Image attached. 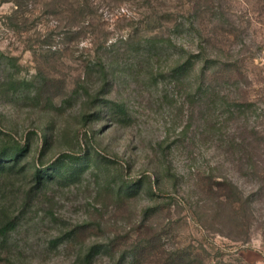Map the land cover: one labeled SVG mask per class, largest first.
Here are the masks:
<instances>
[{
	"label": "rangeland",
	"instance_id": "obj_1",
	"mask_svg": "<svg viewBox=\"0 0 264 264\" xmlns=\"http://www.w3.org/2000/svg\"><path fill=\"white\" fill-rule=\"evenodd\" d=\"M2 156L0 264H264V0H0Z\"/></svg>",
	"mask_w": 264,
	"mask_h": 264
},
{
	"label": "trees",
	"instance_id": "obj_2",
	"mask_svg": "<svg viewBox=\"0 0 264 264\" xmlns=\"http://www.w3.org/2000/svg\"><path fill=\"white\" fill-rule=\"evenodd\" d=\"M100 65H101L102 71L104 73V75H103L104 76L103 77V81L105 83L106 77H107V75H106V69H105V66L101 62H100ZM184 66H185L184 64L178 62L176 64V66H175V68H174L173 71L175 73H180V72H182ZM100 92H101V90L99 91V94L97 96H95L93 98V100L91 101V105H90L91 112L88 113V114L85 113L84 116H83V119H84V122L85 123L86 122L89 123V122H93L95 120H98V118L100 116H102L103 113L106 110L109 109V102L103 100V95L104 94L103 93H100ZM15 160H17L16 155H12L11 156V162H15ZM2 162H4V157L3 156L0 157V166H1ZM50 169H52V168H50ZM46 174L50 177V176H52L53 173H52V171H50V173H48L46 170H41L38 173H36L35 179L38 180V182H42L44 180V178L42 176H44ZM130 188L132 189L134 187H130ZM170 261H171L170 264H180V263H178L176 260H174L172 258H170Z\"/></svg>",
	"mask_w": 264,
	"mask_h": 264
}]
</instances>
